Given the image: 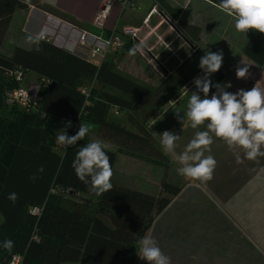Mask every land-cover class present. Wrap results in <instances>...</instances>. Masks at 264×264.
<instances>
[{
    "label": "trees",
    "instance_id": "trees-1",
    "mask_svg": "<svg viewBox=\"0 0 264 264\" xmlns=\"http://www.w3.org/2000/svg\"><path fill=\"white\" fill-rule=\"evenodd\" d=\"M30 5L80 25L37 0L29 4L0 0V46L13 12ZM153 5L192 45L199 27L178 20L180 8L166 0H150ZM39 47L37 51L34 44L29 49L16 46L10 55L0 51V242L11 239L15 245L11 251L0 246V264H6L14 253L23 256L22 264H116L144 237L155 216L182 186L168 181L165 173L156 195L114 183L105 194L90 193L71 167L75 154L91 142L89 134L59 151L46 118L60 120L61 129L69 121H76L73 135L80 123L93 125L100 138L116 145V151L104 149L112 167L116 152L164 164L167 159L144 123L193 75L182 63L152 87L118 70L110 59L96 64L46 40ZM243 54L264 69V34L251 30ZM16 70H29L42 78L37 97L28 109L7 104L4 99L9 90L20 85L13 75ZM211 79L214 84L222 83L225 75L220 69ZM92 81L97 82V88H90ZM81 88L89 90L88 97ZM190 91H195L194 85ZM215 91L213 87L210 95ZM113 108L125 111L135 130L109 119L108 112ZM41 166L44 171L33 182L29 177ZM167 168L166 164L165 171ZM13 192L18 194L14 204L7 198ZM35 206L39 208L37 214L32 212Z\"/></svg>",
    "mask_w": 264,
    "mask_h": 264
},
{
    "label": "crops",
    "instance_id": "crops-1",
    "mask_svg": "<svg viewBox=\"0 0 264 264\" xmlns=\"http://www.w3.org/2000/svg\"><path fill=\"white\" fill-rule=\"evenodd\" d=\"M37 1L76 19L80 24L79 27H70L71 25H68L66 21L37 6L30 5L24 9H16L1 41L0 51L3 54L10 55L16 46L29 49L32 44L27 42L26 36L35 35L41 31L46 34L47 41L53 45L76 54L73 50L74 46L68 45L67 38L70 33V37L77 36L78 29L107 36L116 32V29L121 31L125 27H135L139 29V32L144 30L143 40L138 38V43L150 37L146 50L154 60L156 59L157 69L163 70V73L169 74L182 63L187 64L189 59L198 52L204 55L210 50L223 53L221 71L225 79L222 83L232 84L227 91L235 93L238 89L245 90V87L239 83L241 81L243 84V81L237 79L235 75L236 66L241 65L242 61L249 65L247 79L250 83L245 84L260 87V82L264 81V69L243 54V47L251 30L247 33L237 32L233 18L221 11L210 0H166L172 7L180 8L178 20L199 27L198 35L192 44L197 47L194 53H190L189 44L185 38L179 34L171 35V24L162 16L158 18L156 14H152L145 21L151 7L150 0H131L123 7L118 2L113 3L103 29H97L92 24L101 0ZM161 42L172 45L174 57H170V53L166 50L163 52ZM154 48H157L155 54L152 52ZM157 56L161 60L160 64ZM134 58L135 60H129L132 62L131 66L134 64L133 73L130 71L126 73L140 81H143L146 76L151 77L153 81L146 83L156 85L159 78L154 71L148 69L141 71L140 61ZM100 61L97 60L94 63L97 64ZM198 65L199 63L191 66L192 71H188L187 66L185 69L188 73L194 74L199 69ZM36 78L39 81L42 79L38 74ZM186 110L185 107L179 111H172L173 113L169 115L168 110L162 120L157 121L153 128H149L148 125L153 118L165 111L163 106L145 122V127L154 137L157 148L169 163L166 179L182 186L168 205L155 216L145 235L158 242L163 253L171 258V264H264V156L254 161L247 160L242 151L229 149L223 140L213 137L211 151L205 153L212 155L217 161L213 180L203 183L186 179L177 172L180 165L176 157L183 151L196 131L205 130L203 127L192 129L190 122L186 119L183 125L177 117L174 119L175 112H181L179 115L182 117ZM47 119L53 122L52 126H55L57 133V130L61 129L60 120L50 117ZM168 119H173L170 121L171 129H166L168 126H165ZM124 124L121 123V125ZM159 125H162L163 129L157 128ZM48 127L51 130L49 125ZM164 131L180 136L174 153H166L163 150L159 134ZM98 141L102 143L103 139L99 138ZM109 150L116 151V146ZM238 155L242 160L241 163L236 162ZM112 168L114 175L111 183L148 193H154L149 190V187L159 185L163 176L162 164L144 161L121 152H116ZM136 244L132 264H147L137 255L140 246ZM62 264H69V262Z\"/></svg>",
    "mask_w": 264,
    "mask_h": 264
},
{
    "label": "clouds",
    "instance_id": "clouds-1",
    "mask_svg": "<svg viewBox=\"0 0 264 264\" xmlns=\"http://www.w3.org/2000/svg\"><path fill=\"white\" fill-rule=\"evenodd\" d=\"M20 3L29 4L30 0H20ZM217 7L233 18L237 32L247 33L249 30H255L264 34V0H220ZM44 38L43 31L26 36L27 42L34 44L37 51L40 50L39 45ZM138 50L139 46L133 47L129 50V55H135ZM222 64V51L205 52L198 65L203 76L193 80L195 91H189L187 86L183 87L185 94L190 92L187 110L183 112L182 117L179 115L181 112H175L182 125L186 119L192 129H205L196 131L176 157L180 165L177 168L178 174L203 183L213 180L217 166L216 159L210 154H205L211 151L213 137L223 140L229 149L242 151L247 160L254 161L264 156V89L255 85L250 90L238 89L233 93L227 91L232 87L230 82L214 84L211 77L221 69ZM248 66L243 61L241 65L236 66L237 79L248 78ZM213 87L216 91L210 95ZM176 102L177 100H169L164 105L165 111L153 118L149 128H153L157 121L162 120L164 114L175 107ZM70 126L69 121L65 128L57 130L56 142L65 148L83 140L92 130V125L80 123L76 134L69 136L66 128ZM159 136L163 150L166 153H174L180 136L170 131H164ZM105 147L106 145L98 140L89 142L75 154L71 164L78 180L95 195L105 194L113 188L111 178L114 172ZM236 162H242L239 155ZM43 171V167H39L37 173L32 174L29 179L35 182L40 178L38 173ZM7 198L14 204L18 200V194L9 193ZM138 244L140 247L137 255L147 264H171V258L163 253L158 242L152 237L145 235L139 239ZM0 246L11 251L15 245L11 239H5L0 242Z\"/></svg>",
    "mask_w": 264,
    "mask_h": 264
},
{
    "label": "rangeland",
    "instance_id": "rangeland-1",
    "mask_svg": "<svg viewBox=\"0 0 264 264\" xmlns=\"http://www.w3.org/2000/svg\"><path fill=\"white\" fill-rule=\"evenodd\" d=\"M33 6V5H32ZM39 8V7H38ZM155 16H158V18H159V16L160 15H158V14H156ZM59 18V17H58ZM61 19V18H60ZM62 20H64V19H62ZM64 21H66L67 23H68V25L70 24L71 26L70 27H73V28H77V27H79V26H76V25H74V24H71V23H69L67 20H64ZM169 23V22H168ZM126 28H128V27H126ZM130 28H133V27H130ZM135 28V27H134ZM171 28H172V32H171V35H178V33L174 30V28L171 26ZM137 29V28H136ZM78 30H82V29H78ZM84 31V30H83ZM86 31V30H85ZM88 32V31H87ZM138 32H139V30L137 29V38H139V40L141 39V40H143V37H142V35H143V32H144V30L142 31H140L139 32V35H138ZM89 33H91V34H95V33H93V32H90L89 31ZM112 33H115V34H119V35H121L122 36V41H123V45H122V47H120L119 49H109L107 52H105V55L103 56V57H94V58H84V59H86V60H89V61H91V62H93L94 63V61L95 62H97V60L99 61V60H102V59H110L111 61H112V63H113V65L115 66V68H117L118 70H122V72L123 73H125V74H128V73H126V72H128V71H130V73H133V66H134V64H133V66H131L130 64H132V62L130 61L129 62V60H131V59H133V60H135V58L134 57H136V60H138V61H140V67H139V69L141 70V71H143V70H152V71H154V73L158 76V78H159V81L156 83V85L161 81V79H163V78H165V75H167V73H163V70H161V69H157V62H156V59L154 60V58H152L149 54H148V51L146 50V45H148L147 44V41L150 39V37H148V39H146V40H144L143 42H140V43H138V39H132L130 36H127V35H124L123 34V32H122V29H121V31H119L118 29H116V32H112ZM111 34V33H110ZM110 34H108L107 36H109ZM95 35H97V34H95ZM71 36V33L69 34V39L70 40H72V38L73 37H70ZM100 36V35H99ZM107 36H101V37H107ZM45 38H47L46 37V34H45ZM76 38V36L74 37V39ZM156 38V37H155ZM69 39L67 38V43H68V45H69ZM44 40V39H43ZM49 40V39H48ZM128 41H129V43H130V46H128V47H126V45H127V43H128ZM143 43V44H142ZM71 45V44H70ZM158 45H160V44H158ZM73 46V45H72ZM135 46H139V50L136 52V54L135 55H132V56H134V57H132L131 55H129V50L130 49H132L133 47H135ZM189 46V49H190V53H194V52H192L191 51V46L190 45H188ZM161 48L163 49V52H165V50L166 51H168L170 54V57H174V52H173V47H172V45H170V44H165L164 42H161ZM197 48V47H196ZM73 49V48H72ZM157 48H154V51L152 50V52L155 54V50H156ZM74 50V49H73ZM197 51V50H196ZM195 51V52H196ZM203 56V54L202 53H200V52H198L196 55H193L190 59H189V61H188V63L186 64V66H187V68H188V71H192L191 70V66H195L196 64H198L199 63V60H200V58ZM157 58H158V60H159V64H160V62H161V60L159 59V56H157ZM157 60V61H158ZM162 64L163 65H165V63L162 61ZM141 65H142V67H141ZM189 65V66H188ZM144 66V67H143ZM136 69H137V67H136ZM198 71H200V69H198L194 74H192L193 76L192 77H194L197 73H198ZM23 73V72H22ZM36 73H34V72H32V71H29V70H26L23 74H22V79H21V81L19 82V84L21 85V86H23L24 88H27V89H31V88H33L34 87V84H38L39 85V83H40V81L39 80H37V78H36ZM129 75V74H128ZM131 76V75H130ZM133 78H135V77H133ZM135 79H137V80H139L140 81V79H138V78H135ZM242 81H243V84L241 83V81H239V83L242 85V86H244L245 87V90H249V89H251L252 87H254V85H251V84H245V83H250V81H249V79H241ZM153 81V79H151V77H148V76H146V78H143V81H141V82H143V83H146V82H148V83H150V82H152ZM148 83H146V84H148ZM261 83V85H259L260 86V88L261 87H264V81H261L260 82ZM90 84V88L91 89H93V88H97L98 87V84H97V82L96 81H92V82H90L89 83ZM87 85V84H86ZM86 85H83V86H86ZM148 85H150V86H152V87H155L156 85H151V84H148ZM192 85H194V84H192ZM191 84H190V82L187 84V85H185V86H187V88H188V90L190 91V88H191V86H192ZM257 86V85H256ZM184 87V86H183ZM261 89H264V88H261ZM179 93H176L175 94V96H173L172 98H169L168 99V101L169 100H174L175 98H177L176 100H177V102H176V105H175V107L174 108H171V109H169V111L167 112V114L169 115V114H172L173 112L172 111H175V110H177V111H179V110H181V109H183V108H185L186 106H187V99H188V96H189V94L187 93V94H185V92H184V89L182 88L180 91H178ZM182 97V98H181ZM160 101V100H159ZM168 101L167 102H165L164 104H162L161 105V107H158L157 109H156V105L154 106V108L153 109H156V110H154V113L151 115V116H153V115H155L156 113H157V111H159L165 104H167L168 103ZM114 109L115 108H113V109H110L109 110V112H108V117H109V119H111V120H114L115 122H117V123H119V124H121V123H125L124 124V126H126L127 128H129V129H134L135 130V127L131 124V122H129L128 121V118H127V114H126V112L125 111H119L118 112V114H115L114 113ZM186 109H187V107H186ZM151 116L148 118V119H150L151 118ZM175 117H174V119L177 117L176 116V114L174 115ZM147 119V120H148ZM146 120V121H147ZM170 121H173V119L171 120V119H168V122L166 123V125L165 126H168L167 128L166 127H164V128H166V129H171V122ZM46 123H47V125H49L50 127H51V133L55 136V138H56V130H55V126H52V121H49V119H47L46 120ZM57 123V122H56ZM145 124V123H144ZM163 126L162 125H159V126H157V128H159V129H161ZM163 129V128H162ZM89 137V140L90 141H94V140H98L100 137L97 135V133H96V129H95V127L92 125V130L90 131V133H89V135H88ZM102 144L103 145H106V148L107 149H114V143H111V142H109V141H106V140H104L103 139V141H102ZM116 146V145H115ZM117 149V148H116ZM114 151V150H113ZM141 160H144V161H147V160H145V159H141ZM149 162H153V161H149ZM153 163H155V162H153ZM164 164L166 165H168V168L170 167L169 166V163L166 161V163H165V161H164ZM164 164H162V175L164 176V174L165 173H167V170L165 171V165ZM163 176H162V178H163ZM162 178H161V180H162ZM177 184V183H176ZM159 185H160V183H159ZM159 185H152V187H149V190L150 191H152V192H154V193H149V194H152V195H154V194H156L155 192L157 191V188H158V191H159ZM158 191H157V193H158ZM146 193H148V192H146ZM1 213V212H0ZM2 215V214H1ZM136 247H137V244H134L127 252H125L124 254H123V256L116 262V264H132V260H133V257H134V254H135V252H136ZM69 264H76V263H74V262H69ZM77 264H83V263H77Z\"/></svg>",
    "mask_w": 264,
    "mask_h": 264
},
{
    "label": "built area",
    "instance_id": "built-area-1",
    "mask_svg": "<svg viewBox=\"0 0 264 264\" xmlns=\"http://www.w3.org/2000/svg\"><path fill=\"white\" fill-rule=\"evenodd\" d=\"M118 2L123 7L125 5H128L131 0H101L95 15L92 20V24L97 29H103L105 26V20L107 18L108 12L113 5V3ZM152 14H158L162 16L158 10L156 5H153L145 18V21L148 19L149 16ZM163 17V16H162ZM164 18V17H163ZM165 19V18H164ZM166 20V19H165ZM167 21V20H166ZM138 29V28H137ZM137 29L136 28H123L122 32L124 35L130 36L132 39H138L137 38ZM139 30V29H138ZM69 39V38H68ZM44 40L47 41V38H44ZM69 44L73 45L74 51L77 55H79L82 58H94V57H103L105 55V52H107L109 49H119L123 45L122 36L119 34L111 33L107 37H101L99 35L91 34L87 31L83 30H77V36L76 38H72V40L69 39ZM191 51L195 52L197 50L195 45H190ZM22 71L16 70L13 72L14 78L16 81L20 82L22 79ZM198 76H203L202 71H198V73L192 77L190 84H194L193 80L194 78ZM39 90V85L36 84L32 89L24 88L23 86L19 85V87L9 90L5 95V102L7 104L16 105L19 108L22 109H28L32 106L34 98L37 97ZM81 92L85 95V97L89 96V90L86 88H81ZM114 113L118 114V109H114ZM77 122L73 121L71 123L70 129L66 130L67 135L72 136L73 135V129L76 127ZM56 148L59 151H63L67 148L57 144L55 141ZM32 212L37 214L39 212V208L37 206L32 208ZM23 256L18 253L12 254L6 264H22Z\"/></svg>",
    "mask_w": 264,
    "mask_h": 264
}]
</instances>
